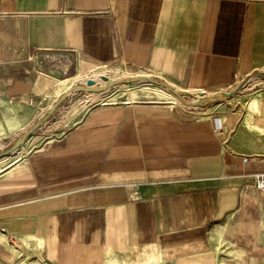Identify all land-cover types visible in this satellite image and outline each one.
<instances>
[{"label": "crops", "instance_id": "0c3cea01", "mask_svg": "<svg viewBox=\"0 0 264 264\" xmlns=\"http://www.w3.org/2000/svg\"><path fill=\"white\" fill-rule=\"evenodd\" d=\"M103 64L225 89L264 68V0H0V130L42 115L59 74ZM258 171L264 93L221 117L91 105L0 173V264H101L155 246L264 264Z\"/></svg>", "mask_w": 264, "mask_h": 264}, {"label": "rangeland", "instance_id": "374dc122", "mask_svg": "<svg viewBox=\"0 0 264 264\" xmlns=\"http://www.w3.org/2000/svg\"><path fill=\"white\" fill-rule=\"evenodd\" d=\"M257 71L264 74V68ZM138 74L149 73L136 69L132 70L119 64L94 65L87 70L78 73H61L57 76L51 93L46 97V100L43 103L45 108L42 113L46 112L49 108L48 106L54 104L58 100V97L73 84H82L85 86L90 85L91 87L98 88L103 84L104 80L107 81V76L111 78L119 77L127 79ZM255 74H257L256 71L247 75L245 78L240 79V81L233 85L225 87V89L210 91L184 89L171 79L162 78L152 73H150L152 78L161 81H169L170 86L167 84H156L150 80L134 79L126 84L114 86L100 95L94 94L91 91L85 92L73 89V92L71 91L62 101L59 102L57 108L52 114L44 120L35 131L25 138L21 145L22 148H19L8 158H0V173L14 167L20 158L28 154L33 147L43 142L48 136H51V133L58 129L61 124H69L75 117L82 114L89 108V106L94 104L119 101L131 104H169L182 105L190 108L198 116L221 117L226 115V113L239 114L245 108L252 107L256 96L264 93V81L260 77L255 76ZM66 77L72 78L58 84V79ZM57 84L58 90L55 92ZM104 87L105 85L102 89ZM220 92H227V94L222 97L219 95ZM179 94L188 101L199 102L198 105L195 107L186 105L177 97ZM42 115H39L36 120ZM36 120L29 123L27 126L23 125L21 130L12 136H5L6 131L0 130V151L10 147L16 138L28 131L29 126L36 122ZM199 260L198 256L193 255L183 257L181 254L172 253L169 249L155 246L148 250L139 251V253L131 256L114 257L101 264H217L213 257L209 255L204 261Z\"/></svg>", "mask_w": 264, "mask_h": 264}, {"label": "water", "instance_id": "95a60500", "mask_svg": "<svg viewBox=\"0 0 264 264\" xmlns=\"http://www.w3.org/2000/svg\"><path fill=\"white\" fill-rule=\"evenodd\" d=\"M256 73L258 75H260V76H264V74L261 73L260 71H256ZM134 79H138V80H148V81L150 80L151 82L156 83V84H160V85L167 84V85L170 86V82L169 81H166V80L161 81V80H158V79H154L150 75H147V74L133 75V77L127 78L125 80L133 81ZM107 81H108V85H111V84H113V83L116 82V80H113L111 78H108ZM74 88L86 89V90H88V89L89 90H101L102 89V87L92 88V87H85L84 85H80L79 84V85H74L72 88H70L68 90H65L58 97V100L54 104L50 105V107L47 109V111L44 112L43 115L38 120H36V122H34L31 126H29V130L28 131H26L23 135L17 137L16 140L14 141V143L11 144L10 147H8V148L3 149V150L0 151V156L9 154V153L13 152L15 149L19 148L22 145V143L25 140V138L27 136H29L30 133H32L33 131H35L36 128H38L40 126V124L43 123L44 120H46L52 114V112L57 108L59 102L62 101ZM173 91L176 92L175 90H173ZM226 94H227V92H220L219 93V95L222 96V97H224Z\"/></svg>", "mask_w": 264, "mask_h": 264}, {"label": "bare ground", "instance_id": "6f19581e", "mask_svg": "<svg viewBox=\"0 0 264 264\" xmlns=\"http://www.w3.org/2000/svg\"><path fill=\"white\" fill-rule=\"evenodd\" d=\"M150 75V74H149ZM255 76H258V77H260L263 81H264V76H260V75H258V74H255ZM108 77L109 76H107V79H108ZM109 78H111V77H109ZM111 79H113V80H116V82L115 83H113V84H111V85H107V83H108V81H105L104 80V82H103V84H101V86L100 87H103L104 85H105V87L103 88V89H101V90H86V89H78V88H74V89H77V90H82V91H85V92H88V91H91V92H93L94 94H97V95H100V94H103L105 91H107L108 89H110V88H112V87H114V86H119V85H121V84H126V83H128L129 81L128 80H125V79H122V78H111ZM119 79V80H118ZM257 79V78H256ZM148 81V80H147ZM252 82V81H251ZM74 85H79V84H73L71 87H69L68 89H70V88H72ZM80 85H82V84H80ZM245 85V84H244ZM85 86V85H84ZM85 87H91L90 85H88V86H85ZM92 88H94V87H92ZM97 88V87H96ZM67 89V90H68ZM243 89V88H242ZM72 92H73V90H72ZM78 93V92H77ZM177 97L180 99V101L181 102H183V103H185L186 105H189V106H192V107H195V106H197L198 105V103L199 102H195V101H188L187 99H185L182 95H177ZM195 102V103H194ZM21 147V146H20ZM16 150V149H15ZM14 152V151H13ZM6 155H8V154H6ZM3 156H5V155H3ZM0 157H2V156H0Z\"/></svg>", "mask_w": 264, "mask_h": 264}, {"label": "built area", "instance_id": "2783aa9c", "mask_svg": "<svg viewBox=\"0 0 264 264\" xmlns=\"http://www.w3.org/2000/svg\"><path fill=\"white\" fill-rule=\"evenodd\" d=\"M221 127V123L217 125V128ZM248 158L245 156L244 160H247ZM255 176V182L258 189H264V171H258L254 174Z\"/></svg>", "mask_w": 264, "mask_h": 264}]
</instances>
